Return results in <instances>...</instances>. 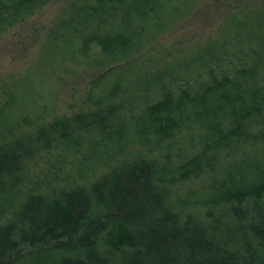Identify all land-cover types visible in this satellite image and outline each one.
I'll use <instances>...</instances> for the list:
<instances>
[{"label":"trees","instance_id":"1","mask_svg":"<svg viewBox=\"0 0 264 264\" xmlns=\"http://www.w3.org/2000/svg\"><path fill=\"white\" fill-rule=\"evenodd\" d=\"M50 1L0 0V34ZM200 1L71 4L44 53L94 71L69 116L0 87V264H264V0L188 55L130 58Z\"/></svg>","mask_w":264,"mask_h":264},{"label":"rangeland","instance_id":"2","mask_svg":"<svg viewBox=\"0 0 264 264\" xmlns=\"http://www.w3.org/2000/svg\"><path fill=\"white\" fill-rule=\"evenodd\" d=\"M78 1L51 0L33 15L0 34V87L6 84L13 90L15 82L25 81L18 87V93L30 99L29 105L32 95L53 105L54 111L46 118L47 121L53 116H69L86 105L84 94L94 71L77 70L72 74H63L58 69H51L56 59L48 54L46 58L44 56L50 29L66 9ZM259 1L201 0L181 21L149 40L130 58L135 59V63L147 62L153 68V65L163 61L188 55L214 41L220 27L230 16L243 9H254ZM0 98L1 101L7 99L4 94ZM34 129L35 125L25 127L28 132H34ZM41 165H36L34 170ZM104 170L100 167L96 175Z\"/></svg>","mask_w":264,"mask_h":264}]
</instances>
